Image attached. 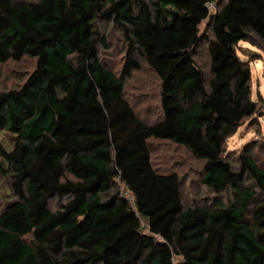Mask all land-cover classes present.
<instances>
[{
    "label": "trees",
    "instance_id": "1",
    "mask_svg": "<svg viewBox=\"0 0 264 264\" xmlns=\"http://www.w3.org/2000/svg\"><path fill=\"white\" fill-rule=\"evenodd\" d=\"M107 22L126 46L122 76L139 55L159 81L152 123L99 56ZM251 36L264 42V0H0V65L35 59L19 87L0 91V133L12 145L0 137L11 197L0 264H264V170L247 154L234 167L223 151L258 112L235 49ZM202 40L207 74L194 59ZM149 139L202 160L201 182L232 201L184 208L179 176L153 167ZM52 198L64 201L50 210Z\"/></svg>",
    "mask_w": 264,
    "mask_h": 264
},
{
    "label": "rangeland",
    "instance_id": "2",
    "mask_svg": "<svg viewBox=\"0 0 264 264\" xmlns=\"http://www.w3.org/2000/svg\"><path fill=\"white\" fill-rule=\"evenodd\" d=\"M214 8L211 6V11ZM208 21H203L200 33L210 35ZM100 31L105 37L106 47L99 46V56L103 64L123 80L124 98L131 104L136 115L147 123H152L160 116L159 81L145 64L144 58L136 55L140 68L131 75L122 76L126 46L118 27L113 23H101ZM206 43L202 40L195 50L194 59L205 74L208 73L209 59L205 51ZM236 54L250 70V98L255 102L256 115L232 129L223 143L225 158L237 167L238 158L247 154L264 170V42L251 36L248 41H240L235 47ZM35 59L23 57L19 61H8L0 65V91L19 87L33 71ZM7 150L11 141L7 134L0 133ZM152 165L159 172H175L180 178L181 200L185 207L209 206L215 199L226 204L232 201L228 189L215 193L201 182L203 161L194 158L184 147L166 140H148ZM244 185L257 191L253 180L246 178ZM117 188L131 202L130 194L117 182ZM5 179L0 175V211L4 201L10 200ZM64 199L49 200L50 210L57 209ZM142 226L144 221L141 220ZM147 232V229L144 228ZM26 240L31 238L27 235Z\"/></svg>",
    "mask_w": 264,
    "mask_h": 264
},
{
    "label": "built area",
    "instance_id": "3",
    "mask_svg": "<svg viewBox=\"0 0 264 264\" xmlns=\"http://www.w3.org/2000/svg\"><path fill=\"white\" fill-rule=\"evenodd\" d=\"M212 5L211 4H209V7H211Z\"/></svg>",
    "mask_w": 264,
    "mask_h": 264
}]
</instances>
